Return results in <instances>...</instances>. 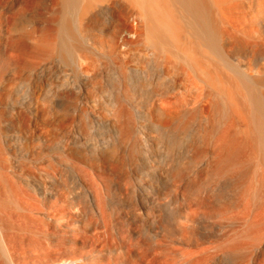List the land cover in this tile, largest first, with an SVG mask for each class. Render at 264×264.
<instances>
[{"label": "bare ground", "instance_id": "1", "mask_svg": "<svg viewBox=\"0 0 264 264\" xmlns=\"http://www.w3.org/2000/svg\"><path fill=\"white\" fill-rule=\"evenodd\" d=\"M242 134L264 163V0H0V264H264L255 241L195 226L235 210L206 196L234 179ZM191 170L203 181L181 185ZM117 200L142 222L129 244L104 235ZM65 221L55 256L15 235Z\"/></svg>", "mask_w": 264, "mask_h": 264}, {"label": "rangeland", "instance_id": "2", "mask_svg": "<svg viewBox=\"0 0 264 264\" xmlns=\"http://www.w3.org/2000/svg\"><path fill=\"white\" fill-rule=\"evenodd\" d=\"M243 135V134H242ZM241 135V137H243L242 138V140H243V143H247V145L245 144H243L244 146H245V148H244V146H242L243 148H242V150H239V152H238V158H239V160L237 161L238 163H234L233 164V166L231 167L232 168V170L231 171H235L234 173H233V178L234 179H237L238 180V178H239V181H237V180H232V182L230 181V183H229V185H228V187H227V183L225 182L224 184H226V186L224 187V184H222V186H220V184L223 182H220V184L218 185V187L217 188H219V186H220V189L221 190H219V189H215V191L217 192H215V194L213 193V192H209L208 190V193H207V191H206V189L204 188V185H206L207 183H206V181H204L205 182V184L203 185L202 184V182H200V184L201 185H203V188L205 189V190H203V188H202V190L203 191H201L200 190V193L202 194V197L204 198V199H208L210 196H212V197H210L209 199H210V201H209V203L211 202L212 204L215 202V201H217V200H215V199H217L218 197V195H223L224 196V198H226V200L224 199V198H221L222 196H219L220 198H218L219 200L218 201H220L221 199H224V200H221V201H223V202H217L216 204L217 205H219V203H220V205H221V203H225L224 201H226V204H227V202L229 203L230 201H233V199H234V197H235V199H234V201H236V203L234 204V205H236V208H235V206H233V202L232 203H230V204H232V206H233V208L235 209L231 214H232V216H229V215H231L230 214V211H232L231 209H230V211H229V213H228V211H227V214H228V216L226 215V213L225 214H223L224 216H226V217H224L221 213H222V211L223 210H221V209H219V208H221L220 206H219V208H218V206L217 205H215V207L216 208H218V211L217 212H220L219 210H221V213H220V216H218L217 215V212H216V214H214V217H215V215L216 216H218L217 218L215 217V218H213L212 216H210L211 218H213V220H211V218L208 216V214H210L211 212H209L208 211V214H207V212L205 211V210H207V209H205L204 210V213L207 215V217L206 216H203V211H202V209H201V211H202V213L200 214V217L199 216H197L196 217V221H195V226L197 227L198 225V228H196L197 230H198V232L200 233V235L201 234H204V232H205V234L207 233V231H205L206 230V228L204 227V226H206V227H208V226H211V227H208V228H212V226H213V229H211V230H213V231H211L212 232V234L214 233V236L215 237H218V238H220V237H222L223 238V236L228 232V231H230L231 230V232H228L225 236V238H223V239H225V240H223L222 241V238H220L219 240L220 241H218L217 242V245H220V246H222V242L223 243H225V244H228L229 242H231L232 240H228L229 238H231V239H235L236 241H237V244H239L238 242L240 241V243L242 242L245 246H246V243L248 242L249 244H253L254 243V241L256 242L254 245H255V247L256 248H258V249H256L257 251H264V236H262V237H260L261 235H263L264 233V163H263V156H262V154H263V152H262V147H261V144L258 142H256V144L255 143H251V142H247L246 140V137L243 135L242 136ZM241 137H240V139H241ZM239 138V137H238ZM241 140V141H242ZM249 143H250V145H249ZM190 172H192V170L191 171H189V173ZM195 172V171H194ZM193 172V173H194ZM185 174V178H182L181 180H177V179H172L171 180V182L173 181V182H175L174 180H177L178 182H180V184L181 185H185V186H195V185H197L196 183H198L199 184V181H203V180H201V178H200V180L198 181V179H199V177L198 176H196V174L197 173H190V174ZM240 173V174H239ZM243 173V174H242ZM193 174V175H192ZM238 174V175H237ZM242 174V175H241ZM194 175H195V177H194ZM235 175V176H234ZM189 176H191V177H189ZM239 176V177H238ZM236 177V178H235ZM241 177V178H240ZM194 178H196V179H194ZM243 178V179H242ZM170 180V179H169ZM197 180V181H196ZM240 180H245V183H242ZM28 181V180H27ZM178 182H175V183H177V184H179ZM203 182V183H204ZM237 182L239 183V184H237ZM29 183H32L33 184V181H29ZM233 185H232V184ZM240 183L242 184V185H240ZM24 184V183H23ZM195 184V185H194ZM234 184H235V186H234ZM244 184V185H243ZM230 185H231V187H230ZM237 185H239V187H237ZM228 189H227V188ZM241 187H244V188H242L241 189ZM240 189V190H239ZM218 190V191H217ZM220 192V193H219ZM244 192V193H243ZM206 193H207V196H206V198H205V195H206ZM210 193V196L208 195ZM32 194H34L33 192H32ZM204 194V195H203ZM242 194H244V195H242ZM239 197H238V196ZM209 196V197H208ZM217 197V198H216ZM229 198H232V200H230ZM206 199V200H207ZM230 201H229V200ZM170 200V201H169ZM171 200H172V198H169L168 200H165V202L167 203V202H169L168 204H166L165 202V206L166 205H168V208H167V214H168V217L167 218H169V219H167L166 218V221L164 222V224L166 225V226H168L167 228L168 229H170L171 231H170V233L171 232H173V233H171V237H168L167 238V241H169L168 242V244L171 246H169V251H171V252H173L174 250H175V248H176V250L178 251V249L177 248H179L180 250L181 249H183V247H184V249L185 248H187V245L186 244H184L183 242H182V240H181V235H180V232H179V230L177 229L178 227H177V223L179 224V222L180 221H177V220H181V219H177V220H175V222H174V220H173V218L172 217H175L176 216V213L177 212H179L180 210H181V212L182 213H184L185 211H184V208H180V210L178 209L179 207L178 206H180L179 204L180 203H176L174 200H172V202H171ZM228 200V201H227ZM240 201V202H239ZM116 202V205H117V207H120L121 208V211H119V213H117L116 214V216H115V214H113L114 216H108L107 218H108V220H107V224H108V229L110 230H108L107 232H105V234L104 235H106L107 236V238L109 237L112 241H115V242H120L121 240H123V239H125V243L127 244H129V239H130V233H129V230H131L132 228H135V230H142V226H140V224L142 225V222H139V221H137V222H133L132 221V219L130 218V216L129 217H127L125 214H126V211H125V209H127V207L125 208L124 206L125 205H123L122 203H121V201L119 200H117V201H115ZM239 202V203H238ZM243 204H242V203ZM162 203V202H161ZM163 203V204H164ZM215 204V203H214ZM242 204V205H241ZM171 205V206H170ZM240 205V206H239ZM167 207V206H166ZM232 208V209H233ZM177 209H178V211H177ZM204 209V208H203ZM74 210H72V212H73ZM163 212V211H162ZM74 214H73V216L75 215V213L76 212H73ZM157 212H155V214H156ZM224 213V212H223ZM157 214H159V213H157ZM162 214V217H163V215L165 214V211L163 212V213H161ZM166 214V215H167ZM204 214V215H205ZM219 214V213H218ZM120 215V216H119ZM172 215H174V216H172ZM125 216V217H124ZM110 217V218H109ZM115 217V218H114ZM157 217V218H156ZM223 217V218H222ZM228 217V218H227ZM232 218V219H231ZM155 219L157 220L158 219V216H155ZM207 219V220H206ZM211 221H210V220ZM216 221H215V220ZM228 219V220H227ZM231 219V220H230ZM155 220V221H156ZM218 221V222H217ZM255 221V222H254ZM66 222V223H65ZM65 222H63L62 223V229H63V231L64 232H62V230H61V228L60 229H58V228H56V227H47V226H44V225H41V228L40 229H42V230H40V231H38V223H33V222H31V223H29V225H28V228H27V230L26 231H24V232H19L18 231V226H17V229H16V231H15V235H17L18 237L19 236H22L24 239H25V242H24V245L22 244V245H20V246H22V247H24V248H27V249H29V248H36V249H39V250H41L42 251V249L43 250H46V249H48V247L50 248V244H51V248L52 247H54V249H48V250H56V251H52L53 252V254H54V256L55 255H57V254H59V252H64L66 249H68L69 248V246L68 245H70V244H68L69 242V238H70V235L68 236V233H66L67 232V230H66V228H67V226L68 227H70V226H72V224H70L71 222H68L67 223V221H65ZM152 222V221H151ZM154 222V221H153ZM211 222V223H210ZM216 222V223H215ZM256 223V222H258L259 223V226H260V228H259V232H262V234L261 235H259V234H257L258 236H254V232L252 233V234H249L250 232H252L253 230H251V229H249V228H251L252 226H250L252 223ZM21 222L19 221L18 222V220L16 221V223L15 224H20ZM154 223H157V222H154ZM201 223H202V225H201ZM209 223H210V225H209ZM257 223V224H258ZM66 224V225H65ZM158 224V223H157ZM157 224H154V225H157ZM168 224V225H167ZM176 224V225H175ZM196 224H198V225H196ZM212 224V225H211ZM151 225V224H150ZM153 225V226H154ZM111 226V227H110ZM174 226V227H173ZM176 226V227H175ZM203 226V227H202ZM258 226V225H257ZM258 226V227H259ZM60 227H61V225H60ZM140 227H141V229H140ZM261 227H262V230H260L261 229ZM175 228V229H174ZM207 228V229H208ZM234 228V229H233ZM65 229V230H64ZM68 229V228H67ZM113 229V230H112ZM177 229V230H176ZM258 229V228H257ZM61 230V231H60ZM174 230L176 231V232H174ZM250 230V231H249ZM201 231H202V233H201ZM215 231V232H214ZM247 231V232H246ZM14 232V231H13ZM45 233V235H44V233ZM47 232V233H46ZM51 232H52V234H51ZM111 233L110 235L109 234H107V233ZM177 232H179V233H177ZM258 232V233H259ZM50 233V234H49ZM59 233V234H58ZM63 233H66V234H63ZM170 233L168 234L169 236H170ZM223 233H225V234H223ZM229 233H231V234H229ZM47 234H49V235H47ZM53 234H54V236H53ZM65 235L67 238L65 239V236H63V235ZM173 234V235H172ZM174 234H176V235H174ZM51 235V236H50ZM57 235V236H56ZM103 235V236H104ZM219 235V236H218ZM223 235V236H222ZM227 235H231V237H228ZM234 235V236H233ZM46 236H50V237H47L46 238ZM60 236H61V238H60ZM103 236H102V238H103ZM106 236H104V237H106ZM51 237H53V238H51ZM59 237V238H58ZM127 237V238H126ZM178 237V238H177ZM228 237V238H227ZM20 238V237H19ZM53 240V242H52V240ZM58 238V239H57ZM62 238L63 239H65V240H63V242H65V243H62V242H60V243H62V245L64 244V246H62V245H57V241L60 239V240H62ZM179 238H180V241H179ZM252 238V239H251ZM258 238H262V239H259V241H258ZM54 239H56V240H54ZM106 239V238H105ZM114 239V240H113ZM48 240H50V241H48ZM107 240V239H106ZM109 240V239H108ZM111 240H109V242H111ZM118 240V241H117ZM235 240H233L232 242H231V244L233 245L234 243L236 244V241ZM262 240V241H261ZM225 241H227V242H225ZM235 241V242H234ZM245 241H247V242H245ZM50 242V244H48ZM122 242V241H121ZM120 242V243H121ZM182 242V243H181ZM234 242V243H233ZM251 242V243H250ZM258 242V243H257ZM59 243V242H58ZM247 243V244H248ZM53 244V245H52ZM249 244H248V248H249ZM46 245H48V246H46ZM57 245V246H56ZM203 245H209L208 243H204V244H201V246H203ZM229 245V244H228ZM66 246V247H65ZM67 246H68V248H67ZM224 246V245H223ZM244 246V247H245ZM253 247V246H252ZM255 247H254V249H255ZM170 248H171V250H170ZM174 248V249H173ZM245 248H247V246L245 247ZM250 248H251V245H250ZM173 250V251H172ZM179 250V251H180ZM57 251H59V252H57ZM178 251V252H179ZM176 254H177V256L179 257V253L178 252H176V251H174ZM57 253V254H56ZM172 254H173V256H172ZM169 257H173L174 258V255L176 256V254H174V253H172ZM178 257H175V260H176V258H177V261L179 260L178 259ZM170 259H172V258H170ZM221 260H223V259H221Z\"/></svg>", "mask_w": 264, "mask_h": 264}]
</instances>
